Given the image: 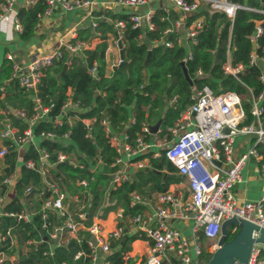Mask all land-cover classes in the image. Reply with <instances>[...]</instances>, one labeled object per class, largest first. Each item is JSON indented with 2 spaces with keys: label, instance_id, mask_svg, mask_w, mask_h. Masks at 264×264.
<instances>
[{
  "label": "trees",
  "instance_id": "trees-1",
  "mask_svg": "<svg viewBox=\"0 0 264 264\" xmlns=\"http://www.w3.org/2000/svg\"><path fill=\"white\" fill-rule=\"evenodd\" d=\"M229 1L240 6L264 9V0ZM1 2L2 0L0 4ZM43 8V0H34L16 10V17L21 27L19 38L22 41L34 36L38 15ZM106 16L111 20L110 23L105 20L96 22L100 41L94 48L83 50L81 55L68 56L64 53L61 59L43 68L35 85V91L20 87L17 81L10 77L11 64L7 59H4L0 67V128L6 118L20 133L25 123L16 116L4 115L1 112L4 109L16 108L30 114L32 94L39 98L42 105H51L48 111L51 117L58 113L60 105L67 96L77 102L78 111L69 113L77 116V118L73 117L71 125L67 126L64 122L55 128L49 122H39L32 129L34 135L41 129L56 134L69 130L66 144L51 140H38L36 143L49 152L51 160H54L58 151L68 155L65 161L54 166L52 174L69 196L75 193L79 201L86 204V217L82 221L85 225L91 222L93 216L103 219L108 212L117 209L121 211V218L139 214L144 210V206L129 204L131 192L146 197L153 192L166 191L169 183L178 180L170 175L176 170L164 157L162 151L155 158L147 153L141 156L147 159V164L136 169L129 181L121 183L114 189H107L106 196L103 197L100 190L107 188L109 176L115 170V167L111 166L115 153L107 142L100 125L101 119L107 120L112 132L119 133L124 130L129 138L138 134L142 125L153 124L159 119L160 130L163 131L172 125L190 103L191 87L200 88L205 85L214 93L232 91L239 95L241 107L246 114L244 122H248L251 119L248 113L249 105L246 102L249 92L257 94L264 90L263 83L258 80L260 67L248 64L249 54L252 51L250 36L254 30V20L262 19V15L255 11L237 8L230 20L224 13L207 6L201 7L185 20V25L195 18L201 20V26L195 37L196 42L188 44L185 49L176 43V33H166L176 17L173 11L157 7L151 16L152 30L132 28L129 22L125 23L121 38L122 58L125 64L114 68L109 75L105 74L104 60L107 34L113 36L115 30L112 22L115 19H125L126 15L106 12ZM261 25L264 26V22ZM91 35L90 28L85 26L78 30L77 38L86 39ZM163 36H165L164 43H169V46L164 43L157 45ZM144 40L150 44V47L143 42ZM262 42L263 36L257 39L259 45ZM227 43L229 64L231 66L240 64L243 67L236 73V78L222 70L227 56ZM147 50L149 53L145 61ZM256 51L259 53V49ZM93 62L96 64L94 77L88 73ZM180 62L184 64L189 82L184 78ZM64 63L66 68L60 73ZM260 106V121L264 125V96ZM85 118L93 119L87 137L84 136L86 128L81 122V119ZM128 118H132L133 123L123 129L122 123ZM0 144L7 151L2 160L3 166H0L1 177L13 170L16 152L10 139H0ZM256 149L263 155L262 162H264L262 144L256 145ZM36 157L33 145H27L22 159L36 161ZM71 160L76 164H82L83 167L73 165ZM95 163H98L97 166ZM90 168H93V171H89ZM80 179L87 181L85 187L76 184ZM28 185L38 188L39 176L20 165L15 182L17 195L8 203L6 210L20 211L24 207L25 211H32V215L27 222L17 221L13 217L0 219V230L10 227L18 243L21 244L13 264H87L88 248L86 234L83 231H78L76 238H67L49 253L46 240L51 230L50 224H59L61 218L45 210L46 219L43 220L36 190L33 188L22 195V189ZM71 205L74 209L73 202ZM45 222L49 224L43 226ZM233 235L228 233L226 239L229 240ZM144 237L142 232L135 231L117 239H109L111 252L105 257L106 264H122L123 255L130 249V243ZM28 239L42 241L36 245L25 244ZM0 251L7 254L14 253V247L9 246L8 241L5 240L0 242ZM76 253L79 255L75 256ZM201 257L207 260L206 254ZM172 263L175 264V261ZM2 264L10 263L4 261Z\"/></svg>",
  "mask_w": 264,
  "mask_h": 264
},
{
  "label": "built area",
  "instance_id": "built-area-1",
  "mask_svg": "<svg viewBox=\"0 0 264 264\" xmlns=\"http://www.w3.org/2000/svg\"><path fill=\"white\" fill-rule=\"evenodd\" d=\"M33 1L25 0V4ZM150 1L152 0H102L99 2L97 0H43L44 8L38 17H46L54 9L63 13L81 12L84 16L92 18L90 28L94 36H97L95 19L100 18L102 14L93 16V13L98 11L97 9L117 8L124 11L126 15L125 19H115L112 22L115 30L113 41L121 44L122 29L126 22H129L132 28L143 26L147 30L153 29L152 11L139 12V8ZM167 1L178 13L174 22L175 28L183 25L187 16L205 6L224 13L230 20L237 8L261 14L262 19L254 20V30L250 36L252 51L249 54L248 64L259 66L264 63V26L261 25L264 22V9L240 6L229 0ZM14 4L15 0H2L0 21L10 22L13 30L20 32L21 27L16 17ZM200 24V18H195L185 26L184 35L188 44L196 42L195 37ZM261 36H263V42L259 45L257 39ZM164 45L170 44L164 43ZM87 46V41L78 39L75 31H66L58 39L56 48L36 55L24 66L12 62V56L8 53L5 57L11 64L10 77L14 78L20 87L35 91V85L39 81L43 68L61 59L64 53L68 56L81 55ZM226 47L227 56L222 70L236 78V73L243 67L240 64L236 66L229 64L228 43ZM256 49H259V53ZM95 65L93 62L88 69L92 77H94ZM258 80L264 85L262 72L259 73ZM263 96L264 90L257 94L249 92L246 102L249 105L248 113L251 119L248 122H244L246 114L241 107L239 95L232 91L214 93L205 85L200 88L191 87L190 103L181 111L172 125L163 131L157 128L154 133H150L148 126L142 125L140 132L133 138H129L125 131L112 132L107 120L101 119L100 125L108 144L115 153L111 163L115 170L109 176L107 188L100 190L103 197L106 196L107 189H114L121 183L129 181L132 170L144 167L147 159L141 156L147 153L155 158L162 151L164 157L175 167L176 174L183 176L187 181L189 194L186 199L181 201L169 191L158 193L153 211L132 216L131 227L128 230L118 224L105 232L99 221L95 219L98 218L96 216L85 225L82 221L86 217V204L80 202L75 193L69 196L52 174L54 166L65 161L68 155L58 151L55 153L54 160H51L49 152L36 143L38 140H51L66 144L69 135L67 129L59 134L41 129L34 135L32 128L39 122H49L55 128L64 122L67 126L71 125L73 117L77 118V116L74 113L73 116L69 115V113L78 111V106L77 102L72 101L69 96L60 105L58 113L52 117L48 115L51 105H42L35 94L30 96L32 102L30 114L16 108L4 109L2 114L16 116L25 123V127L18 133V129L5 118L1 123L0 139H10L16 154L23 147L33 145L37 156L36 161L24 159L21 165L39 176V186L38 188L32 185L24 187L22 195L34 188L37 199L40 201L41 218L46 219L45 210L61 218L59 224H50L51 230L46 240L49 253L52 248L61 245L67 238H76L77 232L83 231L86 234L88 248L87 264H106L105 257L111 252L108 245L109 239H117L130 232L141 231L152 240L150 253L144 264L160 263L161 259L166 258L167 252L171 253L175 264H193V261L202 254H206L208 258L219 247L220 226L223 221L234 217L264 228V188L257 201L237 202L232 194L234 185L239 181L241 167L250 159L258 161L261 158L256 145L262 144L264 147V125L260 121V102ZM92 121V118L81 119L86 128L85 137L89 135L88 129ZM132 123L133 119L129 118L123 126L128 127ZM237 135L250 136L251 143L238 157L234 158L232 144ZM6 153V148L0 145V166ZM70 162L80 168L83 167L82 164H76L72 160ZM98 163H95V166ZM89 171H93V168ZM17 178L18 172L14 169L0 177V219L13 217L17 221L27 222L32 211H25L24 207L20 211H9L3 208L5 203H10L17 195L15 189ZM76 184L85 187L87 181L80 179L76 181ZM71 202L74 204V209ZM143 203L144 200L138 193L129 194L130 205ZM171 218L190 219L189 236H184L179 230L170 226L168 221ZM46 224L49 222L43 223V226ZM236 230L237 228L232 226L228 229V233L234 234ZM256 236L257 232L253 231L252 237ZM5 240L8 241L9 246L14 247V253L7 254L0 251V264L4 261L13 264L21 244L18 243L10 227L0 230V242ZM41 241V239H28L25 244L36 245ZM78 255L79 253H76L75 256ZM245 264H264L263 243L252 244Z\"/></svg>",
  "mask_w": 264,
  "mask_h": 264
},
{
  "label": "crops",
  "instance_id": "crops-1",
  "mask_svg": "<svg viewBox=\"0 0 264 264\" xmlns=\"http://www.w3.org/2000/svg\"><path fill=\"white\" fill-rule=\"evenodd\" d=\"M97 1L99 2L102 0H97ZM24 5H26L25 0H15V4H14L15 11L19 7ZM157 7H161L164 10L170 9L173 11L176 17L171 23L170 27L166 30V33L168 32L176 33V43L178 45L183 46L186 49L188 43L186 42L184 35L185 26H186L185 21L183 25L175 28L174 22L178 17V13L167 0H152L146 5L140 7L139 12L142 13L147 10H151L153 13V10ZM97 10L98 11H95L93 13V16H98L100 14H102V16L100 18L95 19L96 22L97 20H105L108 23H110L111 20L106 16V12H110L111 14H125L124 11L119 10L117 8H109L103 10L97 9ZM91 20L92 18L84 16V14L81 12L63 13L54 9L50 15L40 18L38 17L35 34L27 41H22L19 38V32L13 30L10 22L0 21V67L3 64L4 59H6L5 55L8 53L12 56V62L20 66H24L36 55L52 51L54 48H56L58 39L66 31H75L76 36L78 37V30L85 26L90 28ZM140 28H144V27L140 26ZM90 30L92 35L87 37L86 39H82L87 41L88 43L87 49L94 48V46L100 41L99 32L97 36H94V32L92 31L91 28ZM165 36H163L164 40L162 41V43L165 42ZM113 39H114V35L111 36L110 34H107V38H106L107 46L104 52L106 75H109L111 71L118 66L119 63V50H121V44L120 47L118 48L117 43H115ZM145 44H147V42ZM259 67H260V71L264 75V63H261ZM127 121H125L124 123H126ZM124 123H122V126L124 125ZM153 124H149V125H153ZM124 128L127 127L123 126V129ZM158 128L160 129V124ZM123 131L124 130L120 131L119 133H122ZM34 142L36 141L34 140ZM250 143H251L250 136L237 135L234 138L232 144V156L234 158L238 157V155L246 147H248ZM26 147L27 146L23 147L16 154V158H15L16 160L13 168L14 170H16V172H18V167H20L21 165V162L23 160L22 156L24 154ZM262 157L263 155L261 154V158L258 161L250 159L241 167L239 181L234 185L232 189V194L234 198L237 200V202L259 200L262 193V189L264 188V175H263L264 162H262L263 159ZM134 171L132 170L131 173H133ZM170 175L177 178L178 180L169 183L166 191L171 192L174 196L179 197L181 201H183L188 197L189 194L187 188L188 187L187 181L183 176L177 175L176 172ZM158 193L160 192H153L147 194L146 197H142V199L144 200V203L142 204V206H144V210L141 212L142 214H146V213L148 214L153 211V208L156 205V196ZM7 205L8 203H5L3 205V208H6ZM120 214L121 211L117 209L108 212L105 218L103 219H98V218L95 219L99 221L105 232L113 229L118 224L124 226L128 230L131 227L130 224L131 217L121 218ZM168 223L170 226L179 230L184 236H189L190 224H191L190 219L181 220L178 218H171L168 221ZM133 232L127 233V235ZM142 233L144 234V232ZM151 246H152V240L146 235L144 238L133 240L130 243V249L123 255L124 262L122 264H144L150 253ZM201 256L198 257L196 261H193V264H205L206 260H204V258ZM172 261H174L173 256L171 255L170 252H167L166 258L161 259L160 263L173 264Z\"/></svg>",
  "mask_w": 264,
  "mask_h": 264
},
{
  "label": "water",
  "instance_id": "water-1",
  "mask_svg": "<svg viewBox=\"0 0 264 264\" xmlns=\"http://www.w3.org/2000/svg\"><path fill=\"white\" fill-rule=\"evenodd\" d=\"M163 40L164 37H162L161 41H159L157 45H161ZM144 43H146V41H144ZM117 46L119 48L120 44L117 43ZM147 46L149 47L150 45L148 44ZM148 53L149 50H147L145 61L147 59ZM121 64H125V61L122 59L121 50H119L118 66ZM180 65L184 78L189 82L183 62H180ZM65 68L66 63L63 64L60 73H62ZM159 124L160 119L157 120L153 125H149L148 131L150 133H154ZM232 226L236 227L237 230L229 240H225L228 234V229ZM253 231L257 232L256 237H252ZM220 233L221 237L218 243L219 247L207 258L205 264H245L252 244H264V228L258 227L257 225L243 219L233 217L223 221L220 226Z\"/></svg>",
  "mask_w": 264,
  "mask_h": 264
},
{
  "label": "flooded vegetation",
  "instance_id": "flooded-vegetation-1",
  "mask_svg": "<svg viewBox=\"0 0 264 264\" xmlns=\"http://www.w3.org/2000/svg\"><path fill=\"white\" fill-rule=\"evenodd\" d=\"M225 240H227V239H225Z\"/></svg>",
  "mask_w": 264,
  "mask_h": 264
}]
</instances>
